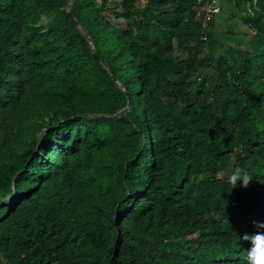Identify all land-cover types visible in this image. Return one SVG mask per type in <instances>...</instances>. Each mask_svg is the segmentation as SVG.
<instances>
[{
    "label": "trees",
    "instance_id": "16d2710c",
    "mask_svg": "<svg viewBox=\"0 0 264 264\" xmlns=\"http://www.w3.org/2000/svg\"><path fill=\"white\" fill-rule=\"evenodd\" d=\"M69 2L0 0V264H246L264 0L224 1L242 39L197 0Z\"/></svg>",
    "mask_w": 264,
    "mask_h": 264
},
{
    "label": "clouds",
    "instance_id": "9594fccd",
    "mask_svg": "<svg viewBox=\"0 0 264 264\" xmlns=\"http://www.w3.org/2000/svg\"><path fill=\"white\" fill-rule=\"evenodd\" d=\"M253 176L248 170L242 166H236L230 176L228 182L232 185V189L238 185L247 188L253 181ZM257 231L253 234L245 233L239 236L240 241H248L250 248L247 249L246 264H264V222L254 221Z\"/></svg>",
    "mask_w": 264,
    "mask_h": 264
},
{
    "label": "rangeland",
    "instance_id": "374dc122",
    "mask_svg": "<svg viewBox=\"0 0 264 264\" xmlns=\"http://www.w3.org/2000/svg\"><path fill=\"white\" fill-rule=\"evenodd\" d=\"M218 1V4L220 6V9H219V13H217L215 16H214V20H215V24L217 26V28L219 29L220 32H226L229 28H231L234 33L231 34L232 37H235V38H245L244 36V31L246 30V26H244L241 21H240V18L239 16H235L234 18H228V10L229 8L223 6V3L225 0H217ZM117 22V20H116ZM124 25V23H122ZM211 26L208 28L209 30H211ZM213 37H214V40L217 39L219 40V38H221V36L219 35V33H217L216 31L214 32L213 34ZM226 38V36L224 37ZM223 38V39H224ZM232 40L230 39V42ZM213 49V52H214V55L217 56V55H220L221 53H223V50L221 48V46L218 44V43H215L214 46L212 47Z\"/></svg>",
    "mask_w": 264,
    "mask_h": 264
},
{
    "label": "built area",
    "instance_id": "2783aa9c",
    "mask_svg": "<svg viewBox=\"0 0 264 264\" xmlns=\"http://www.w3.org/2000/svg\"><path fill=\"white\" fill-rule=\"evenodd\" d=\"M198 3L202 4L204 8V14L202 17V27H208V21L219 13L220 6L217 0H197Z\"/></svg>",
    "mask_w": 264,
    "mask_h": 264
},
{
    "label": "water",
    "instance_id": "95a60500",
    "mask_svg": "<svg viewBox=\"0 0 264 264\" xmlns=\"http://www.w3.org/2000/svg\"><path fill=\"white\" fill-rule=\"evenodd\" d=\"M72 0H70V2H71ZM70 2H69V4H68V9H69V6H70ZM68 12V16L70 17V19H72V16H71V14H70V12H69V10L67 11ZM95 54V53H94ZM96 55V54H95Z\"/></svg>",
    "mask_w": 264,
    "mask_h": 264
}]
</instances>
